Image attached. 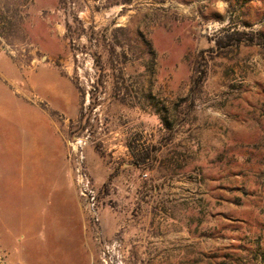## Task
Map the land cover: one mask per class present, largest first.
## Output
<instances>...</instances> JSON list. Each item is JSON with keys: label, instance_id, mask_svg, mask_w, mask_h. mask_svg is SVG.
I'll use <instances>...</instances> for the list:
<instances>
[{"label": "rangeland", "instance_id": "1", "mask_svg": "<svg viewBox=\"0 0 264 264\" xmlns=\"http://www.w3.org/2000/svg\"><path fill=\"white\" fill-rule=\"evenodd\" d=\"M0 264H264V0H0Z\"/></svg>", "mask_w": 264, "mask_h": 264}, {"label": "built area", "instance_id": "2", "mask_svg": "<svg viewBox=\"0 0 264 264\" xmlns=\"http://www.w3.org/2000/svg\"><path fill=\"white\" fill-rule=\"evenodd\" d=\"M78 184L81 189V194L88 200L90 211L92 212L93 218L98 221L99 217L96 212V196L95 191L91 188L90 181L86 177V175L78 170Z\"/></svg>", "mask_w": 264, "mask_h": 264}]
</instances>
